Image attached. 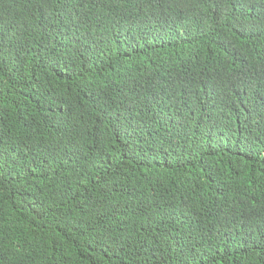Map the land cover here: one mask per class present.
<instances>
[{
    "label": "trees",
    "instance_id": "trees-1",
    "mask_svg": "<svg viewBox=\"0 0 264 264\" xmlns=\"http://www.w3.org/2000/svg\"><path fill=\"white\" fill-rule=\"evenodd\" d=\"M0 264H264V0H0Z\"/></svg>",
    "mask_w": 264,
    "mask_h": 264
}]
</instances>
